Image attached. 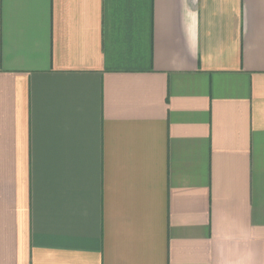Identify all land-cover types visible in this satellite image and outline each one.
Listing matches in <instances>:
<instances>
[{"label":"crops","instance_id":"crops-1","mask_svg":"<svg viewBox=\"0 0 264 264\" xmlns=\"http://www.w3.org/2000/svg\"><path fill=\"white\" fill-rule=\"evenodd\" d=\"M0 264H264V0H0Z\"/></svg>","mask_w":264,"mask_h":264}]
</instances>
